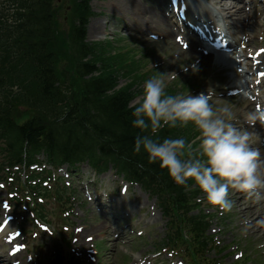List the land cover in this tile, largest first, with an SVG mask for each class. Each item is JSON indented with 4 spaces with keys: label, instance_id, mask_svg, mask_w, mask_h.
<instances>
[{
    "label": "trees",
    "instance_id": "16d2710c",
    "mask_svg": "<svg viewBox=\"0 0 264 264\" xmlns=\"http://www.w3.org/2000/svg\"><path fill=\"white\" fill-rule=\"evenodd\" d=\"M70 1L67 21L54 14V0L0 2V125L19 148L38 143L64 158L111 160L160 198L175 239L203 249L205 218L187 213L196 193L189 195L158 163L134 152L136 136L151 130L141 133L132 126L130 88L115 89L117 75L135 68L86 42L90 0ZM21 116L27 117L23 124ZM181 134L179 127H165L155 136Z\"/></svg>",
    "mask_w": 264,
    "mask_h": 264
},
{
    "label": "rangeland",
    "instance_id": "374dc122",
    "mask_svg": "<svg viewBox=\"0 0 264 264\" xmlns=\"http://www.w3.org/2000/svg\"><path fill=\"white\" fill-rule=\"evenodd\" d=\"M131 1L133 2V0ZM135 1L136 3H138L140 8L145 9L146 14V8H149L150 2L148 0ZM92 7L97 16L92 20L91 24L100 22V28L103 34L95 37L94 35L89 33L90 28H88L87 40L89 42L97 41V38H99L100 36L104 39L106 38V36L110 39L113 38L114 41L123 40L124 44L121 46H127L126 48H130V50H132L133 52L143 56V59L141 61L144 70L150 69L153 66H159L160 68L165 70L167 78L179 76L181 73V78L183 80L189 81L195 84L197 87L200 85L202 86V84L203 88H206L207 86L211 87V89L217 91V96L212 98L211 102L216 106H223L225 104L232 106V110L237 117L234 123L237 127H246L244 116L249 110L247 108L250 106V109L252 111L254 110V108L251 107V103L246 97H232L230 94H228V91L226 89L230 86L232 77L230 76L229 71L226 69L222 70L221 72L214 71V68L216 66L213 58L204 59L199 63V65H197L195 71L190 70L189 72L185 73L183 68L188 64L187 60H189L190 58L193 59L194 57L190 54L182 52L179 46L174 44L175 42H173V40L154 41L145 34L140 33V28L144 27L145 22L143 23V21H141L137 23L136 26H133L136 19L133 18L130 14H126L123 0H104L102 2L96 1L92 3ZM151 7L156 8L155 6ZM118 8H120V10ZM145 14L140 15L139 18H145ZM245 16L246 15H243L241 18ZM262 20H264V15H257L254 27L258 28V24ZM247 21H250V19H247ZM132 26L134 28H132ZM131 30H133L135 34L131 32ZM254 31H256V29H254ZM196 64L197 63H195V66ZM126 83L127 80H124L119 85L124 86ZM139 101V99H136L133 104L136 105L139 103ZM255 128L256 127L249 128L251 129L249 131L251 132ZM195 131L197 134H199L196 129ZM252 132L256 134L253 135V140L256 141L253 146L264 153V143H262L264 137L254 131ZM198 137L199 135L194 138H189L188 136L184 138L190 141L194 146L196 142L199 144ZM81 175H87V168H83ZM104 178L110 180L113 179L116 181V177L114 176V174H108L104 176ZM133 192L137 201H134V199L131 198L130 194H127L125 199H127L128 202L130 201L131 205L136 206L135 204H137L139 206L146 207L147 215L150 214L153 221H157V223H155L156 226L150 229L148 237H146L145 239H138L136 242L131 241L129 243V246L127 247L123 246L121 241H116L114 237L110 236V234L107 235L101 232V234L104 235L102 237H98L96 236V231H92V228L99 227L102 224V222L97 219V215H93L91 211L87 212L86 210H83L82 212H79L76 210L73 216L71 215L70 217V221L74 226L70 229V232L65 235V238H71V235L69 234H71L76 227L82 226L84 228L87 227V229L84 231L83 237L78 244L74 245L73 243H70V251L67 252L65 256L71 253L72 249L83 253L85 249L89 247V244H85L82 246V244L85 243L86 236L95 235L97 240L104 239L106 241L104 248L102 246L101 250V264H135V262H138V260L133 261L136 257L144 258L146 256L150 257L151 259L157 257L154 260V264H176L177 262H179V258H173L171 255L161 254L160 252H158L156 250V246L153 244V242L161 241L165 233V222L163 219H159L160 212L154 207V200L148 199L147 195L140 188H135ZM3 197H5V194H2V196H0V200H2ZM241 198H243V201L241 200ZM246 198L247 196L244 193L236 190H231L230 199L233 202V207L230 211H221L217 206H214L216 210L218 208V211L220 213H217L215 215V219L211 221L212 227L210 233H217L215 234V236H217V240L221 243L222 248H228L232 246L230 247L229 251H227V253L229 254L224 260L225 264L237 263L234 260V257L239 253V251L236 253L233 252L235 249L234 246L236 245L244 247V252L245 254H247V257H249L250 261L248 264H264V239L261 237V235H257L247 228L246 225L248 224L249 220L244 219L246 215L243 214V209L245 208V206H250V203H253V207L258 206L259 209H262L264 205L261 201L255 202L252 199ZM205 202H207L206 199ZM243 204H245V206H242ZM46 205L47 210L54 213V210L56 209L55 203L52 201H46ZM205 206L209 208L208 213H214L213 205ZM77 209L80 210L79 208ZM149 218L150 217L148 216V219ZM138 222L139 219L136 220L135 225H137ZM52 228L56 232H59L61 228L60 222H53ZM138 230H142V227H139ZM48 241L49 238L47 237L44 239L38 238V242H44V249L48 251L49 256H52L54 252L51 246L49 245L48 248H45ZM143 241L146 242V245H144ZM133 243H138V245ZM59 245L61 246L60 242ZM125 251H128V256H130V259H126L127 257ZM133 256L135 257L132 258ZM67 259L68 258H66V261L68 262ZM50 264H55V262H51Z\"/></svg>",
    "mask_w": 264,
    "mask_h": 264
},
{
    "label": "clouds",
    "instance_id": "9594fccd",
    "mask_svg": "<svg viewBox=\"0 0 264 264\" xmlns=\"http://www.w3.org/2000/svg\"><path fill=\"white\" fill-rule=\"evenodd\" d=\"M162 77L145 81L143 95L132 111V126L145 133L137 135L134 152L145 153L150 163H158L178 186L190 181L206 201L222 211H230V191L244 193L255 202L264 201V153L253 145L249 128L264 125V108L257 107L244 116L247 127H237L232 106H216L203 92L171 95ZM199 133L198 147L184 137L155 136L158 130L186 128Z\"/></svg>",
    "mask_w": 264,
    "mask_h": 264
},
{
    "label": "bare ground",
    "instance_id": "6f19581e",
    "mask_svg": "<svg viewBox=\"0 0 264 264\" xmlns=\"http://www.w3.org/2000/svg\"><path fill=\"white\" fill-rule=\"evenodd\" d=\"M254 2V1H252ZM123 4H124V8L126 10V12L128 14H130L132 17H135V18H139L140 15L143 14L142 12V9L140 7H138L137 4H135L134 2H132L131 0H123ZM262 4V2H261ZM224 10H226L228 13L230 12H233L231 9V7L227 4V2H225L224 6H223ZM240 9L239 10H236L233 15H235L236 13H239L240 15L243 14L244 12L242 11V8L239 7ZM120 10V8H118ZM263 14H264V11H263ZM156 17L160 18V20H163V22H165V18L164 17H161L160 15L158 16L157 14L155 15ZM138 21L140 20H143V18H139L137 19ZM90 33L92 35H94L95 37L103 34L101 32V30H99V27H98V24L95 23V24H92L91 27H90ZM100 39H103V37H99ZM218 55H216L217 57ZM218 59L219 58H223V59H226L227 61H229V63L231 62L232 57L230 55H220L217 57ZM239 58V57H237ZM217 63H220L218 60H217ZM239 65L241 66H247L248 65V61L244 60L242 61ZM227 67V66H225ZM229 68L231 71L234 70L233 66L231 67H227ZM234 81V85H235V89L239 90V91H242L244 92L247 91V90H250V87H246L243 83H242V78H238L236 77L235 75V72H234V77H233V80ZM244 89V90H243ZM257 104V103H256ZM249 109V111H252L250 109V106L247 108ZM247 112V113H248ZM256 128L252 131L260 134L262 137H264V125H259L257 124L255 126ZM254 128V127H253ZM251 130V129H249ZM242 193V192H241ZM246 199H249L248 197ZM241 200L243 201V198H241ZM264 205V201H261ZM242 206H245V204H243ZM243 214L246 215V217H244V219H248V224L246 225L247 228L251 231H253L255 234L257 235H261V237L264 239V207L262 209H259L258 206H255L253 207V203H250V206H245V208L243 209ZM105 227V224L103 225L102 229H104Z\"/></svg>",
    "mask_w": 264,
    "mask_h": 264
}]
</instances>
